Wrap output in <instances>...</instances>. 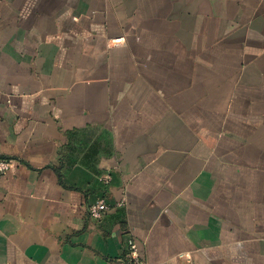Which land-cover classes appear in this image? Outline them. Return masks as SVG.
Returning <instances> with one entry per match:
<instances>
[{
	"label": "crops",
	"instance_id": "1",
	"mask_svg": "<svg viewBox=\"0 0 264 264\" xmlns=\"http://www.w3.org/2000/svg\"><path fill=\"white\" fill-rule=\"evenodd\" d=\"M2 159L0 264H264V0H0Z\"/></svg>",
	"mask_w": 264,
	"mask_h": 264
},
{
	"label": "built area",
	"instance_id": "2",
	"mask_svg": "<svg viewBox=\"0 0 264 264\" xmlns=\"http://www.w3.org/2000/svg\"><path fill=\"white\" fill-rule=\"evenodd\" d=\"M123 38H114L110 40L109 46L122 43ZM12 163L10 160H0V174L8 172L11 169ZM110 209V206L105 201H99L90 207V214L95 219H101ZM125 264H143L141 259L138 244L133 242L127 251Z\"/></svg>",
	"mask_w": 264,
	"mask_h": 264
}]
</instances>
